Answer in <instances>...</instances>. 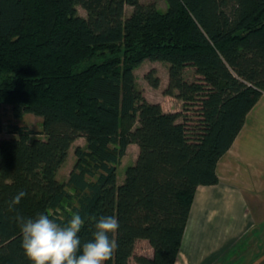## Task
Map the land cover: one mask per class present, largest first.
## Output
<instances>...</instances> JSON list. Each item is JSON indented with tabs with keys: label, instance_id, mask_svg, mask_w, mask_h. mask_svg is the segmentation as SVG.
Listing matches in <instances>:
<instances>
[{
	"label": "trees",
	"instance_id": "obj_1",
	"mask_svg": "<svg viewBox=\"0 0 264 264\" xmlns=\"http://www.w3.org/2000/svg\"><path fill=\"white\" fill-rule=\"evenodd\" d=\"M163 1L164 11L141 0H0V109L43 120L38 134L13 123L12 137L0 138V264H31L17 213L63 226L74 212L85 218L82 244L100 216L118 218L105 264L176 263L197 188L219 183V160L264 94V0ZM146 60L169 64L165 94L182 112L138 88ZM155 74L146 79L158 88ZM81 137L86 145L62 182ZM132 144L137 160L118 184ZM20 190L27 196L12 210ZM139 240L153 256L136 254Z\"/></svg>",
	"mask_w": 264,
	"mask_h": 264
},
{
	"label": "crops",
	"instance_id": "obj_2",
	"mask_svg": "<svg viewBox=\"0 0 264 264\" xmlns=\"http://www.w3.org/2000/svg\"><path fill=\"white\" fill-rule=\"evenodd\" d=\"M217 174L218 184L196 190L175 264H264V94Z\"/></svg>",
	"mask_w": 264,
	"mask_h": 264
},
{
	"label": "clouds",
	"instance_id": "obj_3",
	"mask_svg": "<svg viewBox=\"0 0 264 264\" xmlns=\"http://www.w3.org/2000/svg\"><path fill=\"white\" fill-rule=\"evenodd\" d=\"M26 196L27 192L20 190L9 202L10 209L14 210ZM15 219L22 234L21 247L31 264H105L117 248L110 236L120 227L115 216H100L94 225L93 239L83 244L78 233L85 218L79 212L72 213L63 226L45 213L36 218L17 213Z\"/></svg>",
	"mask_w": 264,
	"mask_h": 264
},
{
	"label": "rangeland",
	"instance_id": "obj_4",
	"mask_svg": "<svg viewBox=\"0 0 264 264\" xmlns=\"http://www.w3.org/2000/svg\"><path fill=\"white\" fill-rule=\"evenodd\" d=\"M142 3L148 4L155 2L157 6L161 10H165L167 8L166 2L163 0H141ZM79 13L82 16H87L86 11L83 9V7H78ZM133 11L132 7L126 8V15L129 16L131 12ZM169 64L164 62H154L150 60H146L140 67L136 69V77H137V86L138 88L144 93L145 97L154 103H159L162 105L163 109L167 112H182L184 110L183 102L177 99L174 96H169L165 94V90L168 87L169 84ZM152 69L156 70V76L160 78V86L158 88H154L150 85V83L146 79L147 73H149ZM186 78L191 81L194 80L193 72L191 70H188L186 72ZM189 112L191 113L189 115V120L196 121L195 114L193 112V109H190ZM0 119L2 122V126L4 127V131L0 134V138H10L12 137V134L9 132V125L13 123H17L21 126L28 127L29 130H32L34 132H41L42 126H43V120L41 117L35 116L33 114H27L24 116L22 120H15L12 117L11 110L9 107H4L0 109ZM183 119H181L182 121ZM38 134V133H37ZM86 140L85 138L81 137L78 138L74 144L72 145V148L70 149L69 156L66 160V162L63 164L61 169L58 173V179L60 181H66L68 179V176L70 172L72 171L75 162H76V156H75V149L78 146H85ZM139 153L138 146L133 144L131 147L128 148L126 156L123 158L122 163L118 167L117 176H118V184H122L125 181L126 177V170L127 167L133 165L135 161L137 160ZM145 242V241H140ZM141 243L136 245V251L138 253H143L144 255H149V250H151V246L149 243L145 242V245H142ZM133 264H135V260L132 259Z\"/></svg>",
	"mask_w": 264,
	"mask_h": 264
}]
</instances>
